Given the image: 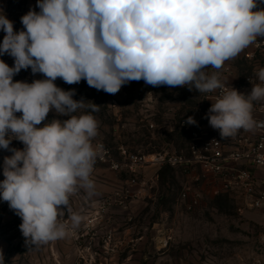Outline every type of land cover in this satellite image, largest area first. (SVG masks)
<instances>
[{
    "label": "clouds",
    "instance_id": "obj_1",
    "mask_svg": "<svg viewBox=\"0 0 264 264\" xmlns=\"http://www.w3.org/2000/svg\"><path fill=\"white\" fill-rule=\"evenodd\" d=\"M258 3L264 0H37L40 11L23 15L19 32L0 10V55L14 58L11 67L0 60V149L12 153L3 160L0 199L21 218L26 245L67 237L83 220L69 197L80 190L88 199L97 195L91 173L104 146L92 143L98 135L92 113L100 105L73 99L74 89L54 81L83 79L108 94L140 80L200 93L220 89L206 118L221 138L264 128L252 115L253 102L264 100V68L257 73L262 83L247 95L207 71L264 37V9L253 11ZM29 68L46 78L13 82ZM50 111L69 118L37 127ZM186 123L197 122L189 116ZM13 139L23 149L11 148Z\"/></svg>",
    "mask_w": 264,
    "mask_h": 264
},
{
    "label": "rangeland",
    "instance_id": "obj_2",
    "mask_svg": "<svg viewBox=\"0 0 264 264\" xmlns=\"http://www.w3.org/2000/svg\"><path fill=\"white\" fill-rule=\"evenodd\" d=\"M36 5L37 0H0V10L13 22L14 32L25 30L21 17L30 9L39 12ZM4 36L0 30V44ZM0 60L10 67L14 65V58L7 54L0 55ZM235 66L240 74L246 69L241 60ZM45 78L29 68L14 75L13 82L31 83ZM54 83L65 91L74 89L75 100L100 105L99 111L92 113L98 121V135L92 143L104 146L91 173L97 195L88 199L83 190L71 195L70 207L83 216L79 228L63 239L38 247L26 245L19 229L21 218L0 199V250L5 264L250 262L264 233V212L249 210L241 215L226 195L216 194L208 183L196 182L169 167L148 164L132 182L134 175L128 166L131 155L151 157L163 149L186 152L190 138L177 126L181 118L196 112L198 91L179 86L154 87L140 80L108 94L88 86L83 79L69 85L57 78ZM54 118L69 117L50 111L37 127ZM10 147L23 149L12 142ZM10 155V151L0 149V181L5 178L4 157ZM113 163L120 167L114 168ZM185 187L199 196L193 210L187 209L188 199H180ZM64 211L63 219L67 220L66 208Z\"/></svg>",
    "mask_w": 264,
    "mask_h": 264
},
{
    "label": "built area",
    "instance_id": "obj_3",
    "mask_svg": "<svg viewBox=\"0 0 264 264\" xmlns=\"http://www.w3.org/2000/svg\"><path fill=\"white\" fill-rule=\"evenodd\" d=\"M258 7L264 9V3H258ZM241 61L246 66L244 74H240V69L230 59L220 69L209 68L207 71L209 74L218 72L222 83L247 95L253 84L262 83L257 73L264 68V37L258 36L254 43L241 51ZM229 77L237 79V82H226L225 79ZM220 95V89L209 93L199 92V96H195L196 112L179 120L178 129L190 138L186 152L163 149L150 158L146 155H131L128 166L134 175L132 182H136L138 171L148 164L169 167L196 182L208 183L216 194H224L231 199L241 215L249 210L264 212V128L254 131L241 129L234 137L221 138L219 130L213 129L206 118L212 102ZM253 103V118L258 122L264 121V100ZM16 116L19 117V112ZM189 116L195 119V125L186 123ZM150 127L155 126L150 124ZM12 143L24 147L16 139ZM113 167L118 169L120 165L113 163ZM190 191V187H185L180 199H188L187 209L193 210L199 202V196ZM257 243L256 253L248 264H264V233Z\"/></svg>",
    "mask_w": 264,
    "mask_h": 264
},
{
    "label": "crops",
    "instance_id": "obj_4",
    "mask_svg": "<svg viewBox=\"0 0 264 264\" xmlns=\"http://www.w3.org/2000/svg\"><path fill=\"white\" fill-rule=\"evenodd\" d=\"M257 10H260L259 7H257L256 9H253V11H257ZM230 60L234 63V65H237V64L239 65V61L241 60V53H239L237 57L230 59ZM235 67L239 68L237 66H235ZM225 81L229 82V83H236L237 79L229 77V78H226Z\"/></svg>",
    "mask_w": 264,
    "mask_h": 264
}]
</instances>
